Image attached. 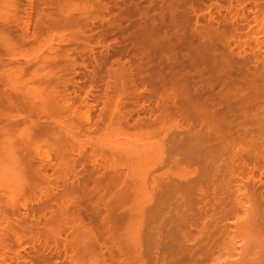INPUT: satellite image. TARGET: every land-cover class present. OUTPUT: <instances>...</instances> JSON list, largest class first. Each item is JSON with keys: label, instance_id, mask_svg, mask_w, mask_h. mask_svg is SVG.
Masks as SVG:
<instances>
[{"label": "bare ground", "instance_id": "6f19581e", "mask_svg": "<svg viewBox=\"0 0 264 264\" xmlns=\"http://www.w3.org/2000/svg\"><path fill=\"white\" fill-rule=\"evenodd\" d=\"M20 1L22 2L23 0ZM43 1L42 3L45 2ZM55 1H49V5L47 4V2L44 4L41 3L43 7H45V9L46 7L48 9V6H51L52 10L51 8H49L51 11H48L46 9L47 12L43 10L44 8L41 7V4H38L39 2H36L38 6H40L39 9L43 8L42 13H38L36 16H34L36 14L35 11V13L31 14L34 15L31 16L29 12H26L27 15L26 13H24V15L26 16L24 18L20 17L17 12V17L16 14H14L15 12H9V7L10 9H13L17 5L15 2L13 3H15L16 5L13 4L14 6H12L11 3V7L10 2L12 1L0 0V264H27L29 262V259L31 258L30 256L28 262L24 261L25 259L21 261L19 260L20 262L18 261L19 258L16 255L19 250L17 252V249H14L13 251L15 252H12V241H15L14 243H16V245H19V247L21 248L24 247V245H29L33 248L32 251L34 250L35 255L33 254L34 257L32 255L31 263L29 262L28 264H54L53 257H51L49 253L50 246H55L57 244L59 246L60 243L62 244L61 248L65 254L63 257L64 262L68 264H75V260L77 259L76 253L79 252L81 253V255L84 253L83 255H85V253L87 252L94 251H96V253L99 252L98 255L101 254L102 258H100V256L99 258L100 262L101 259L103 260L102 264H169L170 260L176 261V263H186V255H160L158 253V250H154L152 246H150L149 248H145L144 244L140 242L139 238L136 239L137 235H134L136 236L134 237L135 239H133V237H130V234H135L134 232L130 233V230H128L130 233L129 234L125 230L130 226L131 229L135 226V228H138L136 229V232L139 229H143L140 230V232L142 233V231L144 232V226L150 225L151 228H149L152 231L150 236L154 238V229L156 228L157 222L161 224L163 221H167L174 223L177 229L181 230L182 234L180 235H182L183 239L186 241V224L193 226V223H196V220L205 218V222L202 228L205 238L203 239L202 244L198 246V250L192 252L194 254H192L191 257L208 255L207 248L212 244V234L214 232L224 231V228L222 227V225H224L223 222L229 215L238 213V208L240 205H244L246 207V212H250V215H248L247 217L245 216L246 219L244 220L243 218L239 226L242 227V229L246 228L252 231H256L257 233H264V192L263 194L262 192H259L258 194L257 189L259 191L261 189H259L258 185L256 184H254L256 186V190L254 189L253 192L254 195L252 193L253 190L249 189L251 192L247 190L248 188L252 189L251 184L255 183L257 180L259 181L260 179H258L255 175L254 177H250L254 174L251 170L250 171L252 172V174L249 175V177L247 176L251 173L250 171V173H245V175L247 174V176L245 177H243L244 175H241V177L238 173L227 174L228 168H231V166L233 165L236 166L237 164H241L242 166V163H244L246 166L245 161L247 156L245 155L244 157V154H246L245 152H247L249 156L252 149H262V145L264 146V144L262 143L264 139L261 140V138H255L259 131L257 132V134L252 135V137L250 136L251 134H253V132H251L252 130H249L250 128H248L251 126V122L249 119L250 116L249 118H247L248 115L243 110V107L248 102V98H244L243 95L245 97L249 96L246 95L247 92H244L245 88L241 87L242 85L239 86L240 91L238 92L242 96H239L238 93L235 92L234 97V91H236L234 88L236 85L233 80H230L231 82L228 80L233 71V69L231 70V68L229 67L230 62L227 64V61L219 62L213 60L210 55L212 57L214 56V49L216 50L215 46L211 45L209 43V40V42H206L207 38L205 40V38L201 35L197 36V33V35L195 36L193 32V34L190 33V37L193 36L194 38L191 37L193 42H188L186 40V68L190 67L191 69H188L189 72L186 74L185 81L179 80L180 78L178 79V75L181 74H178V77L176 76V78L175 75H168L167 73L163 72L162 70H164V67L166 66H164L163 64L154 65L155 68H157V70L154 69L153 71L156 75L154 76V73L152 74L151 72L153 70V66L151 63H148L151 64L150 66L152 68L150 73L148 71L151 76L147 73L146 75L150 76V79L147 78L148 76L144 79L146 81L149 80L151 83H149V85H151V88L149 89L152 94H150V91L149 93H147L151 95V97H149L151 98V100L153 96V107L151 108L150 106V108H148V106L145 108V104H140V113L142 110L145 111V109V112H149H147V116L144 118L142 116V118H140V114L137 115L139 116L140 120L139 118H136L135 120L137 121H134L133 123V119H130L132 117L131 115L133 114L131 112L133 111H128L130 112L128 113L123 109L125 108V105H127L125 104V102L128 100L127 98L130 97V93L128 95L126 94V90L129 87L128 85H131L130 79L131 77L133 79V76L135 78L137 77L133 74V70L128 69L127 72H129V75L127 76L130 77L127 78V72L125 71L130 66H124V62H119L118 65H116V68L113 67V70L110 69L111 67H109L110 64H108V62H106L108 64V66H106L107 64H105V62L99 63L97 62L99 60L93 61L96 57H93L92 61L90 60V58V61L88 60L89 62H87V60L84 61L90 64H84L83 61L80 64L78 62L76 63V58L74 59L75 62H73L72 60V64L69 62L70 60L68 61V59H66L68 57L65 58V54H67V50H69L67 49V47V50H64L65 53H56L53 50L54 54L51 53L53 54V56L50 55L51 57H47L49 56V54L40 57L30 56L26 55V52H23L24 50L22 51V47L27 45L29 46V44H32V46L33 44H38V46L40 45V49H46L47 47L48 49L46 50L50 51L49 47L54 48L52 45V41L55 40V38L59 40L55 42H60V44L64 43V45L68 43V40H70L69 43H71V41H78L79 38L80 40L84 39L85 42H88H86V46H88L87 44L89 43L91 44L92 35H88L90 33L86 32L87 27H84L86 24L85 21H89H87L85 17V15L87 16L86 10L88 9L86 8L85 10L84 7L86 5L83 6L84 9L81 10H85V14L83 15L84 12L80 11L79 16V12L78 14L77 12H75L77 8H74L76 7L75 5L78 4L77 0V4H74V2H72L74 6L72 4L69 8H67V5L70 6L69 4L71 2H69V4H66L61 3L59 0ZM81 1L83 2V0ZM51 2L54 3L51 4ZM19 5L20 4H18L17 6ZM28 5L30 6V4ZM38 6H35L37 11ZM13 10H17L16 7ZM18 10L20 11V9ZM32 10H34V8ZM32 10L30 12H32ZM40 11L41 9L38 12ZM43 12L46 13L44 14ZM88 13L90 14V11ZM76 15L79 18L81 17V19L85 17V21L82 20L81 22V26L84 25L83 27L85 29L83 27H80L79 24L78 25L81 29H77V23L79 22V20L77 19L78 17ZM81 15H83L84 17H82ZM150 16L152 17V14ZM21 22L23 23L21 25H24V27L19 26ZM89 22L91 23V20ZM136 23L138 24V22ZM57 27L58 29H55ZM65 27H69V31L62 30V28L67 29ZM82 28L85 31L82 32ZM206 30L204 29L203 31ZM85 34H87L89 37H87ZM88 38L90 42L87 40ZM84 41L82 42V44H84ZM151 41H153L152 37ZM60 44L59 46H61ZM69 45L72 46V44ZM92 46L89 45L88 47L90 48ZM35 47L36 45L34 46V48L32 47L33 52H36V50H34ZM77 47L76 50H78V48L82 46H79L78 48ZM105 47L106 46H104V48ZM58 48L60 50L61 47ZM86 48L84 50H87ZM89 48L87 50V53L90 54V52L93 50L92 48ZM54 49L56 50V47ZM70 51L73 50L70 48ZM157 51L158 50H156V52ZM209 51L211 52L210 55ZM60 52H62V50ZM150 52L152 51H150L149 49V51H147L146 53ZM213 52L214 54H212ZM55 54H61V56L57 55V57ZM73 55L74 53L72 54V56ZM72 56L70 57V59L74 58V56ZM104 56H102L103 61H107L108 57L104 58ZM87 57H89V55ZM170 60H172V58ZM119 61L122 60L120 59ZM158 61L159 60H157V62L155 61V63H158ZM174 63H176V60ZM136 64L137 63H135V65ZM67 65L70 66L71 69L73 67H81L82 70L87 71L84 73H89V75H86L87 81L83 84L84 86H82L83 88H86L88 86L87 88L89 90L92 89V91L88 93V91L85 89L84 91H87L86 94H91V92L94 93L95 89L98 93L100 89L97 88V83L101 85L103 84V92H101L102 90L99 91L101 92L100 97L102 95V100L100 99V102L97 100L100 97L94 98L95 100L92 99L94 100V104H88V102L85 101V94L83 95L84 100L80 98L81 100H83L80 102V104L85 105L86 107L83 110V113L82 111H78V102L80 100V96L75 94V96L78 97L77 99L79 100L76 101V97L74 98L75 100H73V98L69 96L71 94H68V91L70 90L66 91L69 87L68 85L72 83L66 76L67 72H64L72 71ZM141 65L143 67L144 64ZM169 65L170 64H168V66ZM88 66H91V70H89ZM150 66L148 65L149 68ZM160 66L162 67L161 69ZM142 67L139 66L137 68L143 69ZM146 68L144 66V69ZM178 68L180 69L181 67L179 66ZM75 70L73 69V73L76 72ZM129 70L132 71V73ZM147 70L149 69H146V71ZM175 71L176 68L174 70V73ZM157 72L159 73V75ZM64 73L65 75H63ZM130 74H132L133 76ZM82 75L83 77H85L84 74ZM146 75H143V77H145ZM131 83V86H134L136 90L135 82L131 81ZM126 84L128 85L126 90H124ZM79 88L81 89L82 87L80 86ZM248 89L247 91L249 92ZM241 90L245 94H242ZM122 92H124L125 94H123ZM230 92L233 93L232 97H234L230 99V102L233 101V99L236 101L241 100V102L243 100L242 103L237 102L238 104L241 103L240 105L243 104L241 106V109L238 104L236 105V107H239L235 108L234 105V109L232 106L234 101L231 102V104L227 100L229 99V97H231ZM97 93L95 92V95ZM95 95L93 94V97ZM123 95L125 98L123 97ZM190 97H193V99L195 100L192 104H190V106L194 105L192 108H190V106H186L187 103H190L188 100H192ZM145 98H147L145 100H149L148 97ZM124 99L127 100L125 101ZM136 99H134L133 102ZM225 99L228 102L225 101ZM236 101L234 102L235 104ZM98 103H101L100 107H97ZM225 103L228 104L230 108H228ZM252 103H255L254 100ZM142 105L143 107H141ZM222 106L224 107L223 109ZM237 109L243 110V112L235 113ZM135 111L136 110H134V112ZM258 111L260 110L258 109ZM262 111V117H260V114L258 115L255 112L259 116V118H264V110ZM136 112L137 114L139 113L138 109ZM241 115L242 118L240 117ZM129 121H131V123L127 125ZM86 124L87 126L85 127L84 125ZM131 124L132 127H134L135 131L138 130V133L140 135L142 132L141 137L145 139V141L143 140V144L140 145L139 143L138 145V143H131L133 148H130L131 145L125 143L124 147L122 146L123 148L116 149V147L118 146H112L111 148V145H108L106 143V141L109 142V139L112 136L113 138L114 136H117L118 138L125 137L126 130ZM186 124H190V126L188 125L187 128ZM224 125L226 126V128H229L232 131L234 130L233 132H235V134L238 136V139H243L241 143L250 139V142L247 141V144L250 145L248 149L245 144L246 142L244 143V145L242 144L246 147L244 148L239 141L241 147L236 149L237 153L232 155L233 158H229L230 161L225 164V166L218 161L212 160V162L211 160H209V158L213 155L217 156L223 151L228 150L229 146L232 143L231 141L228 144L229 141L226 140L222 133V128ZM132 127L130 126L131 129ZM130 128L128 129V131L130 130ZM234 128L236 129V131ZM260 129L261 128H259V130ZM186 130L188 131V134L189 132H196L195 135H198V140H194L198 141L200 147L202 146L205 150L204 157L202 156V158L198 159V156L197 159L195 158L196 161H189V166L186 165V155L178 156L179 158H174L175 156L171 158L172 156L169 155L170 148H173L176 142L179 141V137L186 136ZM133 131L130 132L133 133ZM189 136L190 135H188V137ZM252 139L254 140V142L255 140H257V142H252ZM259 139L261 140V145L259 144L260 146L256 144L260 142H258ZM181 140L180 141L183 143L185 139ZM248 142L251 144H249ZM171 143L174 144L171 145ZM194 143L195 145H197V142L194 141L193 144ZM126 145H128V149L130 148L129 151L128 149H125ZM137 145L139 146V148H141V150H139ZM249 148L252 149L249 150ZM132 149L134 152L132 151ZM125 150L128 152V154H126ZM258 150L256 149V151ZM151 151L156 154V158L154 157L152 159L150 157L152 156ZM263 151L264 147L262 153ZM262 153H260V155ZM257 154L256 156H259L260 158L259 152ZM124 155L127 157L128 162L125 161L127 164L123 162L122 165L118 159L121 158L122 160L123 157L124 160L126 158ZM111 156H114L113 159H117H110L112 158ZM188 157L189 156H187V159ZM262 157L264 158V156ZM259 158L257 157V159ZM167 166L176 167L177 172L175 174H173V172H159V170H163ZM238 167L240 168V166ZM256 167L257 166H255V168ZM260 168L258 169V171L260 170L261 173L262 171ZM186 171L192 175L191 178L186 179ZM156 172L159 173L156 174ZM263 172L261 174H263ZM248 180H250L251 184L248 183ZM229 183H235L234 186L237 185V189L235 187L234 190H237V197L238 195H240L238 198H236V195L232 194H235L233 190L230 193L228 189L230 188L228 187ZM222 187L224 193L226 189L227 191H229V193H225L226 196L227 194L231 195L230 198L229 195L227 196V198H229L231 201L232 199L236 200L232 202L229 200V204H233L232 206H229V204L227 203L229 201L227 199L225 200L224 197L226 196L222 194ZM216 189H220V192ZM231 189L232 188H230V190ZM246 190L250 193L242 196L241 194L246 193ZM214 191L215 194H219V196L212 195L214 194ZM220 193L223 196L222 198L220 197ZM248 195H251V197H249ZM244 196H246V198L248 197V199L245 200ZM225 201L228 206L225 205ZM100 204H102V206H100ZM234 204H239V206H234ZM99 206L101 208H99ZM93 207L94 210H92ZM166 208L169 211H167L168 213H166L167 215L165 214V216L163 214ZM89 209L93 214L95 212V214L97 215H93V222L95 219L97 221V225L99 226L97 233H95L92 227H86L84 226L86 224H82L84 221V216L89 215ZM91 212L90 215L92 214ZM95 216L98 217V219L95 218ZM165 223L162 225L165 226ZM123 225H128L127 228L126 226L124 227L125 230L122 229ZM79 226L81 227V229ZM78 229L80 230L78 231ZM121 229L129 234V237L132 240H123L121 238L122 235L121 237L119 236V234L123 232L122 231L120 233ZM63 230L67 232L68 236H63V240H60ZM133 230L135 231V229ZM198 230L200 232V229ZM77 231L79 233H83H80V235L78 234V237ZM186 246L188 247V245ZM245 247L246 248L238 254L237 262L231 264H264V241L248 243L245 245ZM23 249L24 248H22L21 250ZM8 252H10V255H7ZM104 253L107 254L106 257ZM72 256L76 258H74V262L72 260ZM76 264L78 263L76 262Z\"/></svg>", "mask_w": 264, "mask_h": 264}, {"label": "rangeland", "instance_id": "374dc122", "mask_svg": "<svg viewBox=\"0 0 264 264\" xmlns=\"http://www.w3.org/2000/svg\"><path fill=\"white\" fill-rule=\"evenodd\" d=\"M9 1H12V2H10V6H11V3H12V6H14L13 4H20L19 6H17L16 4V9L18 10V9H20V11H22V12H20L19 10V12L17 11V10H13V9H15V7L12 9H10V7H9V12H11V11H13L12 13H14V14H16V12H17V14H19L20 15V17H26L25 15H24V13H30V15L32 14V13H35V11H36V14L34 15V16H36L38 13H42V9L44 10V11H46V9H47V7H46V9H45V7H43V5L42 4H44V3H46L47 2V4L49 5V1H55V0H41V1H39V0H26V2H25V0H23L22 2L20 1V0H18V2H17V0L15 1V0H9ZM42 1L44 2V3H42ZM61 3H66V4H69V2H71L69 5L70 6H68L67 5V8H69V7H71V5L73 4L72 2H74V4H77L76 3V0L74 1H71V0H59ZM85 1H86V4H85ZM97 1V2H96ZM257 1V2H256ZM13 2H15V3H13ZM32 2V3H31ZM40 5L41 3V7H43V8H40L41 9V11L40 12H38L40 9H39V7L40 6H38V4ZM56 2V1H55ZM68 2V3H67ZM77 2H78V4L77 5H75L76 7H74V8H77V10H75V12H77V14H78V12H79V16H80V11L81 10H83L84 8H85V10H86V8H88L86 11H87V16L85 15V17H86V20L88 21H90L91 20V23L88 21V22H86L85 20H84V14H85V10L84 11H81V12H84L83 13V15H81L82 17H84V18H82L81 19V17L79 18L77 15V19L79 20V22L77 23V25L79 24L80 25V27H83L84 25H82L81 26V22H82V20H84L85 21V23L86 24H88V25H86L85 23V26L84 27H87L86 29V32H88V33H90V34H88V35H92V38H91V36H90V38H91V44L89 43V44H87L88 46L90 45V46H92V47H90V48H92V50L93 51H89L90 52V54H91V56H92V58H91V56H90V54L89 53H87V50H88V46H86V42L84 41V39H81L80 40V38L78 39V41L76 40V41H71V43H69V41L70 40H68L67 42L68 43H66V45H64V43L63 44H60V42H55V41H59V40H57V38H55V40H53L52 41V45H53V47L55 48L56 47V50H58V51H56L54 48H52V47H49L50 48V51H48V50H46V49H48L47 47H46V49H40V45L38 46V44H33V46H32V44H29V46L27 47V46H23L22 47V51L26 54V55H30V56H37V57H40V56H43V55H48L49 54V56H47V57H51V56H53V54H54V52H56V53H65V51L67 50V49H69V50H67V54H65V58L66 57H68V58H66V59H68V61L70 62V63H72V60H73V62H75L74 61V59L76 58V63L78 62L79 64L83 61V63L84 64H86L87 62H89L90 60L92 61V59H93V57H96V58H94V60L93 61H96V60H99V61H97V62H99V63H104L105 62V64H107L106 62H108V64H110V66L109 67H111L110 69H113V67L114 68H116V65H118V63L120 62V63H122V62H124L125 64H123L124 66H126V67H128V66H130V67H128L127 69H126V71L125 72H127V70L128 69H130V70H133L134 72H133V74L138 78H135L132 74H130V75H132L133 76V79H132V77H131V81L132 82H135V86H136V90H135V87L133 88L131 85H132V83H131V81H130V84L131 85H128L129 84V81H128V84H126V87L124 88V90H126V88H127V85L129 86L128 88H127V90H126V94L128 95L129 93V98H127L128 100H131V101H128L127 99H124L126 102H125V104H127V105H125V108L123 109L124 111H126V112H128V111H133V112H131V113H133L131 116V118L130 119H133V123H134V121H137V120H135L136 118L138 119L139 118V116H140V118H144V117H146L147 116V112H149V111H147V112H145L146 111V109H145V111H141V113H140V111H139V109H140V104H145L144 105V107L146 108V107H148V108H150V106H151V108L153 107V104H152V100L154 101V99H153V96H152V100H151V98H149V97H151V95L150 94H152V92L150 91V89L149 88H151V85H149V83H150V81L149 80H145L144 78H146L148 75H150L151 76V74H149L150 73V71L152 70V68H151V64H152V66H153V70L151 71L152 72V74L154 73V76H156L155 75V72H153L154 71V69H156L157 70V68H155V66L154 65H158V64H163L165 67H164V70H162L163 72H165V73H167L168 75L169 74H171V75H175V77L178 75V74H181V75H178L177 77H178V79L179 80H181V81H185V78H186V74L189 72L188 71V69L190 68V67H188V68H186V42L188 41V42H193L192 41V38H194L193 36H191L190 37V33L191 34H193L194 33V36L195 35H197V36H199V35H201L202 37H204L205 38V40H206V38H207V40H206V42H209L211 45H213V46H215V48H216V50L214 49V52H215V54H214V52L212 53V54H214V56L212 57L211 55H210V51H209V55H210V57L211 58H213V60H216V61H223V62H226L227 61V64L229 63V67L231 68V70L233 69V71H232V77L230 76V78L228 79L229 81L231 80H233V82L235 83V90L236 91H234V97H235V92H239L240 90H239V86L240 85H242L241 87H244L245 88V90L244 89H242V90H244V92L246 93V95H248L249 97H245L244 95H243V97L244 98H248V102L245 104V106L243 107L244 109V112H246L247 113V115H248V117L247 118H249V116H250V122H251V126L250 127H248V128H250L249 130H252L251 132H253V134H251L250 136L252 137V135H254V134H257V132H258V134H257V136H255V138L256 139H258V138H261V140H263L264 139V118H259V114L261 115L260 117H262V115H263V111L262 110H264V96H263V94H264V91H262V90H264V0H83V2L81 1V0H77ZM90 2H92V3H90ZM96 2V3H95ZM33 3H34V6H33ZM52 3H54V2H51V4ZM80 3V4H79ZM84 5H83V4ZM191 3V4H190ZM22 4V5H21ZM28 4H30V6L28 5ZM74 4H73V6H74ZM87 4H89V5H87ZM94 6H93V5ZM95 4H96V6H95ZM38 6L37 8H38V11H37V9H36V7L35 6ZM47 5V6H48ZM86 5V6H85ZM98 5V6H97ZM11 6V7H12ZM79 8H78V7ZM83 6H85L84 8H83ZM88 6V7H87ZM19 7V8H18ZM49 8H51V6H48ZM95 7V8H94ZM34 8V10H32ZM47 9L48 11L50 10V9ZM82 8V9H81ZM94 8V9H93ZM30 9V10H29ZM36 9V10H35ZM90 9V10H89ZM166 9V10H165ZM32 10V12H30ZM51 10H52V8H51ZM50 10V11H51ZM79 10V11H78ZM34 11V12H33ZM90 11V14L88 13ZM92 11V12H91ZM161 11H162V14H161ZM47 12V11H46ZM46 12H43L44 14L46 13ZM21 13V14H20ZM27 13H26V15H27ZM93 13V14H92ZM188 13V14H187ZM263 13V14H262ZM17 14H16V17H17ZM76 14V13H75ZM95 14V15H94ZM147 14V15H146ZM152 14V17L150 16ZM171 14V15H170ZM173 14V15H172ZM19 15H18V17H19ZM24 15V16H23ZM33 15H31V16H33ZM90 15V16H89ZM93 15V16H92ZM159 15H161V16H159ZM147 16V17H146ZM164 16V17H163ZM89 17V18H88ZM121 17V18H120ZM145 17V18H144ZM155 19H154V18ZM166 17V18H165ZM244 17V18H243ZM24 18H23V20H24ZM91 18H93V19H91ZM124 18V19H123ZM171 18V19H170ZM210 18V19H209ZM20 19H22V18H20ZM80 19H81V21H80ZM119 19V20H118ZM121 19V20H120ZM161 19V20H160ZM169 19V20H168ZM241 19H243V20H241ZM154 22H152V21ZM156 20V21H155ZM83 21V22H84ZM116 21V22H115ZM148 21V22H147ZM189 21V22H188ZM200 21V22H199ZM236 21V22H235ZM118 22V23H117ZM120 22V23H119ZM136 22H138V24L136 23ZM156 22V23H155ZM158 22V23H157ZM135 23V24H134ZM167 23V24H166ZM177 23H178V25H177ZM217 23V24H216ZM21 24H23L22 22L19 24V26L20 27H24V25H21ZM83 24V23H82ZM155 24V25H154ZM158 24H160V25H158ZM174 24V25H173ZM240 24V25H239ZM79 25H78V27H77V29L78 28H80L79 27ZM136 25V26H135ZM147 25V26H146ZM156 25H157V27H156ZM181 25V26H180ZM151 26V27H150ZM154 28H153V27ZM162 26V27H161ZM199 26V27H198ZM212 26V27H211ZM75 27V28H76ZM83 27V28H84ZM164 27V28H163ZM172 27V28H171ZM200 27H202V28H200ZM216 27V28H215ZM65 28H67V29H63L62 28V30H68V28L69 27H65ZM82 28V29H83ZM88 28H90V29H88ZM150 28V29H149ZM184 28V29H183ZM200 28V29H199ZM209 28H211V29H209ZM55 29H58V27L57 28H55ZM81 29V28H80ZM85 29V28H84ZM82 30V32L83 31H85V30ZM92 29V30H91ZM166 29V30H165ZM178 29V30H177ZM206 30V31H203V30ZM79 30V29H78ZM89 30V31H88ZM137 30V31H136ZM188 30V31H187ZM210 30V31H209ZM69 31V30H68ZM163 31V32H162ZM178 31V32H177ZM135 32V33H134ZM138 32V33H137ZM180 32V33H179ZM185 32H186V34H188L189 35V37H188V35H186L185 34ZM193 32V33H192ZM199 32V33H198ZM204 33V35H203V33ZM85 33V32H84ZM133 33V34H132ZM162 33V34H161ZM197 33V34H196ZM222 33V34H221ZM132 34V35H131ZM134 34H137V35H134ZM161 34V35H160ZM181 34H182V36H181ZM87 37H89L87 34H85ZM97 35V36H96ZM176 35V36H175ZM154 36V37H153ZM159 36V37H158ZM163 36V37H162ZM206 36V37H205ZM68 37V36H67ZM98 37V38H97ZM137 37V38H136ZM151 37H152V39H153V41H154V43H153V41H151ZM172 37V38H171ZM187 37V38H186ZM85 38V37H84ZM97 38V39H96ZM154 38H156V39H158V40H156V39H154ZM183 38V39H182ZM190 38V39H189ZM179 39V40H178ZM220 41H219V40ZM80 40V41H79ZM84 41V44H82V42ZM89 42H90V40H89V38L87 39ZM137 40V41H136ZM182 40V41H181ZM187 40V41H186ZM191 40V41H190ZM209 40V41H208ZM82 41V42H81ZM95 41V42H94ZM157 41V42H156ZM160 43H159V42ZM54 42V43H53ZM75 42V43H74ZM82 44H80V43ZM93 42V43H92ZM98 42V43H97ZM151 42V43H150ZM176 42V43H175ZM88 43V42H87ZM97 43V44H96ZM101 43V44H100ZM155 43H156V45H155ZM181 43V44H180ZM219 43V44H218ZM229 45H228V44ZM59 44L61 45V46H59ZM69 44H72V46L71 45H69ZM100 44V45H99ZM170 44V45H169ZM173 44V45H172ZM175 44V45H174ZM36 45V47H35V49L34 50H36V52L34 51L33 52V48H34V46ZM55 45V46H54ZM57 45V46H56ZM98 45V46H97ZM157 45H159V46H157ZM165 45V46H164ZM168 45V46H167ZM30 46H31V48H30ZM75 46V47H74ZM79 46H82V47H78ZM94 46H96V47H94ZM104 46H106L105 48H104ZM109 46V47H108ZM161 46V47H160ZM33 47V48H32ZM39 47V48H38ZM58 47H61L60 48V50H59V48ZM66 47H67V49H66ZM76 47L78 48V50H76ZM83 47H87L86 49L87 50H84L85 48H83ZM155 47V48H154ZM171 47V48H170ZM27 48V49H26ZM64 48V49H63ZM70 48L73 50V51H70ZM89 48V49H90ZM109 48V49H108ZM30 49V50H29ZM40 49V50H39ZM76 51H75V50ZM81 49V50H80ZM102 49V50H101ZM108 49V50H107ZM149 49H150V51H152V52H150V53H146L147 51H149ZM165 49V50H164ZM26 50V51H25ZM28 50H29V52H28ZM51 50H52V52H51ZM53 50H54V52H53ZM62 50V52H60ZM65 50V51H64ZM99 50H100V52H99ZM156 50H158L157 52H156ZM164 50V51H163ZM212 50V49H211ZM21 51V52H22ZM38 51V52H37ZM40 51V52H39ZM83 51V52H82ZM102 51V52H101ZM107 51V52H106ZM177 51V52H176ZM213 51V50H212ZM217 51V52H216ZM22 52V53H23ZM28 52V53H27ZM70 52V53H69ZM85 52V53H84ZM156 52V53H155ZM51 53H53V54H51ZM74 53V58H72V59H70V57L72 56V54ZM77 53V54H76ZM80 53V54H79ZM122 53V54H121ZM154 53V54H153ZM184 53V54H183ZM216 53H218V54H216ZM21 54V53H20ZM76 54V55H75ZM101 54V55H100ZM118 54H119V56H118ZM150 55V56H148V55ZM163 54V55H162ZM179 54V55H178ZM51 55V56H50ZM56 55V54H55ZM54 55V56H55ZM57 55H60L61 56V54H57ZM56 55V56H57ZM71 55V56H70ZM78 55V56H77ZM85 57H84V56ZM89 55V57H87V56ZM105 55V56H104ZM152 55V56H151ZM24 56V55H23ZM29 56V57H30ZM72 56V57H73ZM76 56V57H75ZM102 56H104V58L106 57H108V59H107V61L105 60V61H103V59H102ZM170 56V57H169ZM241 56V57H240ZM46 57V56H45ZM58 57V56H57ZM81 57V58H80ZM98 57V58H97ZM113 57V58H112ZM154 57V58H153ZM179 57V58H178ZM89 58H90V60H89ZM132 58V59H131ZM135 58V59H134ZM151 58V59H150ZM159 58V59H158ZM164 58H166V59H164ZM172 58V60H170ZM184 58V59H183ZM102 59V60H101ZM114 59V60H113ZM122 60V61H119V60ZM176 60V63H174L175 62V60ZM81 60V61H80ZM87 60V62H84V61H86ZM89 60V61H88ZM148 60V61H147ZM149 60H151V61H149ZM152 60H154V61H152ZM157 60H159L158 61V63H155V61L157 62ZM164 62H163V61ZM179 60V61H178ZM229 60V61H228ZM67 61V60H66ZM101 61V62H100ZM103 61V62H102ZM110 61V62H109ZM115 61V62H114ZM143 61V62H142ZM170 63H169V62ZM112 62H113V64H112ZM117 62V63H116ZM134 62V63H133ZM142 62V63H141ZM159 62H161V63H159ZM177 62H178V64H177ZM98 63V64H99ZM132 63V64H131ZM135 63H137L136 65H135ZM148 63H151V64H148ZM73 64V63H72ZM87 64H90V63H87ZM93 64H94V62H93ZM108 64L106 65V66H108ZM115 64V65H114ZM138 64H140V65H138ZM141 64H144L143 65V67H142V65ZM168 64H172L171 66L173 67H171L170 65V67H171V69L173 70H175V68H176V71H175V73H174V70L172 71L171 69H170V67L168 66ZM175 64V65H174ZM178 66H177V65ZM68 65H70V64H68ZM67 65V66H68ZM148 65L150 66V68L148 67ZM30 66H32V65H30ZM66 66V67H67ZM121 66V65H120ZM124 66H122V67H124ZM131 66H133V67H131ZM142 67L143 69H144V66H145V68L146 67H148V68H146V69H149V70H147L146 71V69H140V68H137V67ZM176 66V67H175ZM181 67L180 69L178 68V67ZM69 67V69H71V67L70 66H68ZM67 67V68H68ZM159 67V66H158ZM249 67V68H248ZM66 68V69H67ZM80 70H79V69ZM88 68H89V70H91V66L89 67L88 66ZM117 68H118V66H117ZM133 68V69H132ZM162 67L160 66V69H161ZM179 69V71H178V69ZM68 69V70H69ZM73 69L76 71L75 73H73L74 71H73ZM191 69V68H190ZM240 69V70H239ZM242 69H244V70H242ZM72 71H64V72H67L66 73V76L70 79V82H72L71 84H69L66 88H67V90L66 91H68V90H70V91H68V94H71V95H69V96H71L72 98H73V100H75L74 98L76 97L75 96V94H77L78 96H80L79 97V99L81 98V99H83V95L85 94V95H88V96H85L84 95V97H86V98H84L85 99V101H87L88 102V104H91V103H93L94 104V98H99L100 97V94H101V92H103V88L104 87H102L103 86V84L101 85V84H98L97 83V88L98 89H100V90H102L101 92H99L98 91V93H97V91H96V89H95V92L97 93L96 95H99V96H96L95 95V92L94 93H92L91 92V94H86L87 93V91H88V93H90V91H92V89H88L87 87L85 88H83V84L87 81V77H86V75L88 74L89 75V73H84V72H87V71H85V70H82L81 69V67H73L72 69H71ZM82 70V71H81ZM88 70V69H87ZM114 70V69H113ZM124 70H125V68H124ZM129 70V71H130ZM138 70V71H137ZM170 70V71H169ZM235 70V71H234ZM112 71V70H111ZM110 71V72H111ZM140 71V72H139ZM148 71H149V73H148ZM183 71V72H182ZM191 71V70H190ZM240 71V72H239ZM242 71V72H241ZM72 72V73H71ZM131 73H132V71H130ZM142 72V73H141ZM161 72V71H160ZM169 72V73H168ZM172 72V73H171ZM179 72V73H178ZM236 72V73H235ZM63 73V72H62ZM112 73V72H111ZM129 72H127V74H126V76L127 75H129L128 74ZM136 73V74H135ZM148 73V75H146ZM158 73V72H157ZM174 73V74H173ZM82 74H84L85 75V77H83V75ZM162 74V73H161ZM63 75H65V73L63 74ZM140 75H142V76H140ZM143 75H146L145 77H143ZM158 75H159V73H158ZM184 75V76H183ZM236 75V76H235ZM150 76H148L147 78L148 79H150L149 77ZM240 76V77H239ZM65 77V76H64ZM67 77H65V78H67ZM71 77V78H70ZM83 77V78H82ZM128 77H130V76H127V78ZM143 77V78H142ZM176 77V78H177ZM238 77V78H237ZM241 77H243V78H241ZM67 78V79H68ZM175 78V79H176ZM135 79V80H134ZM244 80V81H243ZM137 81V82H136ZM141 81H143V82H141ZM230 81V82H231ZM76 82V83H75ZM239 82V83H238ZM125 83H126V81H125ZM87 84V83H86ZM134 84V83H133ZM139 84V85H138ZM151 84V83H150ZM77 85V86H76ZM83 88H79L80 86ZM83 85V86H82ZM86 86V85H85ZM125 86V85H124ZM131 86V87H130ZM138 86V87H137ZM142 86H144V87H142ZM241 87H240V89H241ZM262 87V88H261ZM79 90H78V89ZM249 88V89H248ZM259 88V89H258ZM261 88V89H260ZM74 89V90H73ZM87 90V91H84V90ZM130 89V90H129ZM131 89H133V90H131ZM237 89H238V91H237ZM247 89L249 90V92L247 91ZM256 89H257V91H256ZM140 90H142V91H140ZM241 90V92H242V94L244 93L243 91ZM259 90V91H258ZM93 91H94V89H93ZM129 91H131V92H129ZM133 91H135V92H133ZM140 91V92H139ZM145 91V92H144ZM149 91L151 92L150 94H148L149 93ZM254 91V92H253ZM262 91V92H261ZM70 92V93H69ZM76 92V93H75ZM82 92V93H81ZM133 92V93H132ZM136 92H137V94H136ZM148 92V93H147ZM123 94H125L124 92H122ZM133 95H132V94ZM237 93H236V95H237ZM244 93V94H245ZM93 94L96 96H94L93 97ZM140 94V95H139ZM148 94V95H147ZM74 97H73V96ZM126 95V96H127ZM135 95H136V97H135ZM147 95V96H146ZM150 95V96H149ZM229 95V94H228ZM238 95L239 96H242V95H240V93H238ZM230 96L231 97H229V99H227L229 102H230V99L231 98H234V97H232L233 96V93L232 92H230ZM239 96H238V98H239ZM252 96V97H251ZM93 97V98H92ZM101 97H102V95H101ZM99 98V99H97L99 102L102 100V98ZM123 97H124V95H123ZM128 97V96H127ZM145 97H148L149 98V100L147 101V100H145V99H147V98H145ZM228 97V96H227ZM262 97V98H261ZM71 98V99H72ZM78 97H76V101H78L79 99H77ZM90 98V99H89ZM125 98V97H124ZM137 98V99H136ZM142 98H144V99H142ZM191 98V97H190ZM79 100V104H78V111L79 112H81L82 111V113L84 112L83 110L86 108L85 107V105H81L80 104V102L81 101H83V100ZM92 99H94V100H92ZM101 99V100H100ZM134 99H136L134 102H133V100ZM141 99V100H140ZM192 100H188L190 103H187L186 104V106H190V104H192L195 100L193 99V97L191 98ZM245 99V100H246ZM142 100H143V102H142ZM151 100V101H150ZM226 99H225V101H227ZM252 100V101H251ZM253 100H254V102L255 103H252L253 102ZM256 100V101H255ZM93 101V102H92ZM139 101H140V103H139ZM147 102V104H146V102ZM227 101V102H228ZM233 101L235 102L236 100H234L233 99ZM233 101H231V102H233ZM247 101V100H246ZM86 102V103H87ZM226 102V103H227ZM230 102V103H231ZM233 102V108H234V105H235V108H238L239 106H240V109L242 108L241 106L243 105H240L242 102H243V100H242V102H241V100L240 101H236V104ZM237 102H241L240 104H238ZM154 103V102H153ZM225 103V105H227L228 106V104H226ZM229 103V104H230ZM150 104V105H149ZM155 104V103H154ZM232 104V103H231ZM230 104V105H231ZM239 105L238 107H236V105ZM80 105V106H79ZM101 106V103L99 104H97V107H100ZM139 106V107H138ZM194 106V105H193ZM193 106H190V108H192ZM231 106V107H232ZM255 106H256V108H257V110H256V108H255ZM138 107V108H137ZM141 107H143V105L141 106ZM126 108H128V109H126ZM130 108V109H129ZM224 107L222 106V109H223ZM228 108H230V106H228ZM234 108V109H235ZM255 108V109H254ZM97 109H99V108H97ZM132 109V110H131ZM136 110L137 111V109H138V114H137V112L135 111L134 112V110ZM233 109V110H234ZM258 109L260 110V111H258ZM262 109V110H261ZM243 110H238L237 109V111L235 112V113H241V112H243ZM231 111H232V108H231ZM250 111H252V112H250ZM257 111H258V113H257ZM130 112H128V113H130ZM253 112H254V115H253ZM258 114H256V113ZM260 112V113H259ZM140 114V115H139ZM149 114V113H148ZM137 115H139V116H137ZM142 116V117H141ZM258 116V117H257ZM241 118H242V115L240 116ZM264 117V116H263ZM140 118H139V120H140ZM247 118H246V120H247ZM129 119V120H130ZM262 119V120H261ZM249 122V123H250ZM129 123H131V121H129L128 123H127V125L129 124ZM248 123V124H249ZM189 126H190V124H188ZM188 125L186 124V126H187V128H188ZM85 127L87 126V124L86 125H84ZM131 127H132V124L130 125ZM130 126H129V128H130ZM247 126H249V125H247ZM126 128H127V126H126ZM128 128V129H129ZM259 128H261L260 130H259ZM128 129L126 130V136L125 137H120V138H118L117 136L115 137L114 136V138H113V136L112 137H110V139H111V141H110V139H109V142H107L106 141V143L108 144V145H111V148H112V146H118V147H116V149L117 148H123L124 147V144L125 143H127L128 145H131V143H134V144H137L138 143V145H139V143H140V145L141 144H143L144 143V141H145V139H143L142 137H141V135H142V132H141V135L138 133V130L137 131H135L134 130V127H132V129L134 130H132L131 128H130V130L128 131ZM233 129V128H232ZM235 129V128H234ZM133 131V133H131V132ZM187 131V130H186ZM234 131V130H233ZM232 130H230L229 128H226V126L224 125L223 126V128H222V133H223V135H224V137L226 138V140H228L229 142H228V144L232 141V143H231V145L229 146V149L228 150H226V151H223L222 153H220L219 155H213L212 157H210L209 158V160H213V161H218L219 163H221V164H223L224 166H225V164H227L229 161H230V159L229 158H233V154H235V153H237L236 152V149H238L239 147H241V145L243 144L244 145V143L246 144V146H247V149H248V147L250 146V145H248L247 144V141H249L250 142V139H248L247 141H244L243 143H241V141L243 140H240L241 138H239L238 139V136L235 134V132H233ZM235 131H236V129H235ZM130 132V133H129ZM137 134H139V135H137ZM194 132V131H193ZM193 132H189V134H188V131L186 132V136H180L179 137V141L178 142H176V144L173 146V148L171 147L170 148V151H169V155L170 156H172L171 158H173L174 156V158H177L178 156H183V155H186L185 157H186V165H188L189 166V161H191V162H193V161H196V159L198 158V156H199V158L198 159H200V158H202V156L204 157V152H205V150H204V148L201 146L200 147V144H199V142L198 141H196V140H198V135L196 134L195 135V133L196 132H194V134H193ZM190 135L189 137H188V135ZM144 135V134H143ZM260 136V137H259ZM247 137H249V136H247ZM247 137H246V139H247ZM250 137V138H251ZM122 138V139H121ZM193 138V139H192ZM254 138V139H255ZM181 139H185L184 140V142L182 143L181 141H183V140H181ZM194 139H196V140H194ZM245 139V138H244ZM245 139V140H246ZM144 140V141H143ZM181 140V141H180ZM253 140V139H252ZM251 140V141H252ZM261 140L259 139L258 140V142L259 143H256V144H260L261 143ZM120 142V143H117V142ZM189 141V142H188ZM192 141V142H191ZM197 142L196 144L197 145H195V143L193 144V142ZM239 141H240V143H241V145H240V143H239ZM191 142V143H190ZM248 142V143H249ZM252 142H254V140L252 141ZM255 142H257V140H255ZM254 142V143H255ZM111 143V144H110ZM118 145H117V144ZM180 143H182V144H180ZM187 143V144H186ZM262 143L264 144V140L262 141ZM172 144H174V143H171V145ZM185 144V145H184ZM191 144V145H190ZM198 144H199V146H198ZM249 144H251V143H249ZM128 145H126V148L125 149H128L127 147H128ZM137 145V146H138ZM188 145V146H187ZM242 145V146H243ZM261 145V144H260ZM259 145V146H260ZM123 146V147H122ZM194 146V147H193ZM110 147V146H109ZM132 147V145L130 146V148ZM136 147V146H135ZM134 147V148H135ZM141 147V146H140ZM142 147H143V145H142ZM244 148H246L245 146H243ZM252 147V146H251ZM263 145H262V149H259V148H255V149H252V148H249V150H253V152H252V150L250 151L251 153H250V155L248 156V154H247V152H245L246 154H244V157H245V155L247 156L246 157V166H245V164L244 163H242V162H240V163H242V166H241V164H237L238 166H240V168L236 165V166H231V168L229 167L228 168V173L227 174H235V173H238V174H240V176L242 175H244L243 177H245V176H247V174L245 175V173H247V172H249L250 170L251 171H253V176L251 175L252 174V172L250 173V174H248V176L247 177H249V175H251L250 177H254V175L258 178V179H260L259 181L257 180V178H256V182L255 183H250V180H248L249 182L248 183H250L251 185H252V189L251 188H248L247 190H253L252 191V193L254 192V189L256 190V186L254 185V184H256V185H258V188L259 189H261V190H263V191H259L258 189H257V193L259 194V192H262V194H263V192H264V160H262V159H264L262 156H264V151H263V153H262V150H263ZM129 148V149H130ZM133 148V147H132ZM138 148H139V146H138ZM129 149H128V151H129ZM136 149V148H135ZM174 149V150H173ZM246 149V150H247ZM256 149L258 150V151H256ZM138 150V149H137ZM139 150H141V148H139ZM138 150V151H139ZM248 150V151H249ZM132 151H133V149H132ZM125 152H126V154H128V152L125 150ZM131 152V151H130ZM130 152H129V154H130ZM134 152V151H133ZM152 152V151H151ZM174 152V153H173ZM186 154H185V153ZM259 152V155H260V153H262L261 155H260V158H259V156H256V154ZM174 155H173V154ZM178 153V154H177ZM188 153V154H187ZM190 153V154H189ZM195 153V154H194ZM200 153V154H199ZM113 154V153H112ZM152 156H150L152 159L155 157V153H153L152 152V154H151ZM168 155V156H169ZM177 155V156H176ZM258 155V154H257ZM125 156V155H124ZM187 156H189L188 157V159H187ZM222 156V157H221ZM243 156V155H242ZM112 158H110V157H108V158H110V159H113V157L114 156H111ZM126 157V156H125ZM124 157V158H125ZM150 157H148V158H150ZM257 157L259 158V159H257ZM156 158V157H155ZM179 158V157H178ZM196 158V159H195ZM221 158V159H220ZM115 160L117 159V158H114ZM113 159V160H114ZM151 159V160H152ZM195 159V160H194ZM214 159H216V160H214ZM220 161H219V160ZM119 160V162L122 164L123 162H125V161H127L128 162V160H127V157L123 160V157H122V160H121V158L120 159H118ZM150 160V161H151ZM242 160V159H241ZM147 161H148V159H147ZM212 161V162H213ZM225 161V162H224ZM117 162V161H116ZM189 162V163H188ZM120 163H118V164H120ZM239 163V162H238ZM125 164H127L126 162H125ZM124 164V165H125ZM236 164V163H235ZM244 164V165H243ZM123 165V164H122ZM171 165V164H170ZM255 166H257L256 168H255ZM168 167H170V166H167L166 168H164L163 170H159V172L160 173H162V172H167V173H171V172H173V174H175L176 172H177V168L176 167H170V168H168ZM187 167V166H186ZM244 169H243V168ZM261 167V168H260ZM261 169V171L263 172V174H261L260 173V170L258 171V169ZM176 170V171H175ZM159 172H156V174L157 173H159ZM173 174H168V175H173ZM191 174L189 173V172H187L186 171V179H189V178H191ZM241 176V177H242ZM250 179H254V178H250ZM245 180V179H244ZM262 181V182H261ZM251 182H252V180H251ZM236 183V182H235ZM235 183H232V184H228L229 186L228 187H230V188H232L231 190H230V188H228L229 189V191H230V193H231V191L233 190L234 192H235V194L234 193H232L233 195H236V191L234 190L235 189V187H236V189H237V185L236 186H234V184ZM260 183H263V184H259ZM237 184V183H236ZM254 185V186H253ZM253 187H255V188H253ZM222 190V194L224 195V196H226L225 195V193L227 192V193H229V191H227V189L225 190V193H224V191H223V187L221 188ZM217 190V189H216ZM220 190V189H219ZM219 190H217V191H219ZM241 190H243V189H241ZM247 190H246V193H243V194H241L242 196L243 195H247L248 193H250V192H247ZM216 191V192H217ZM220 192V191H219ZM214 194H212V195H216V196H219V194H215V191L213 192ZM220 193V197L222 198L223 196H222V194ZM252 193H251V195H252ZM261 194V193H260ZM261 194V195H262ZM229 194H227V196H228ZM251 195L249 196V197H251ZM253 195H254V193H253ZM227 196L226 197H224L225 198V200L227 199L228 201L230 200L229 198H230V196L231 195H229V198H227ZM240 195H238V197H239ZM263 196H264V194H263ZM174 197H177V196H174ZM237 197V195H236V198H238ZM245 197V200H247L248 199V197L246 198V196H244ZM233 198H234V196H233ZM235 200V199H234ZM233 199H232V201H234ZM239 200V199H238ZM237 200V201H238ZM231 201V200H230ZM230 201L229 202H227L228 204L230 203ZM231 201V202H232ZM236 201V200H235ZM225 203H226V201H225ZM227 203L225 204L226 206H228L227 205ZM235 203V202H234ZM236 203H238V202H236ZM240 204V203H239ZM239 204H234V206H239ZM233 204H229V206H232ZM100 206H102V204H100ZM99 206V208H101ZM88 208V207H87ZM90 208V207H89ZM246 207L243 205H240L239 206V208H238V213H236V214H231V215H229L228 217H227V219L223 222V224L224 225H222V227L224 228V231L223 232H214L213 234H212V236H211V238H212V244L211 245H209L208 246V248H207V254L208 255H201V256H193V257H191V255L192 254H194V253H192V252H194L195 250H198V246L200 245V244H202V241H203V239L205 238V235H204V231L202 230V228H203V224H204V222H205V218H201V219H198V220H196V223H193V226H190V225H188V224H186V241L183 239V237H182V235H180V234H182V232H181V230L180 229H177V227H176V225L174 224V223H172V222H167V221H163L162 223H161V221H160V223L161 224H159V222H157V225H156V228L154 229V238H152V236H150V234H151V226L149 225H146V226H144L145 228H144V232L142 231V233L140 232V230H143V229H139V230H137V232H136V229H138L137 227L135 228V226L131 229V226L130 227H128V229H126L125 230V226H126V228H127V226L128 225H123V228L122 229H124L127 233H129V231L128 230H130V233H132V232H134L135 234H130L131 236L130 237H133V239H135L134 237H136V236H134V235H137V237H136V239H138L139 238V240H140V242L141 243H143L144 244V247L145 248H149L150 246H152L153 248H154V250H158V253L161 255V254H164V256H166V254L167 255H170V254H173V255H180V256H182V255H186V263H179V262H177L176 263V261H172V260H170L169 262V264H231V263H235V262H237V260H238V254L240 253V252H242V250H244L246 247H245V245L246 244H248V243H254V242H262V241H264V233H257L256 231H252V230H250V229H242V227H240L239 225H240V223L242 222L241 220H243V218H244V220L246 219V217L248 216V215H250V212L248 213V212H246ZM90 210V209H89ZM88 210V211H89ZM92 210H94V207H93V209ZM243 210V211H242ZM121 211V210H120ZM167 211H169V210H167V208H166V210L164 211V214L163 215H165L166 213H168ZM90 212H91V210L88 212V214L89 215H85L84 216V221H83V225L84 224H86V225H84V226H88V227H92V229L95 231V233H97V231H98V228H99V226L97 225V221L94 219V222H93V218H94V216L93 215H96L95 214V212H94V214L92 213L91 215H90ZM167 215V214H166ZM165 215V216H166ZM97 216V215H96ZM95 216V218H97L98 219V217H96ZM164 216V217H165ZM246 216V217H245ZM96 221V222H95ZM165 223V226L164 225H162V224H164ZM81 224V223H80ZM82 225V226H83ZM160 225V226H159ZM161 225H162V227H161ZM81 226V225H80ZM79 226V227H80ZM189 226V227H188ZM235 226V227H234ZM239 226V227H238ZM150 227V228H149ZM161 227V228H160ZM229 227V228H228ZM147 228H149V229H147ZM192 228V229H191ZM194 228V229H193ZM211 228H212V226H211ZM228 228V229H227ZM80 229H81V227H80ZM80 229H78V231L80 230ZM121 229V231H120V233L123 231ZM133 229H135V231L133 230ZM145 229H147V230H145ZM198 229H200V232H199V230ZM227 229V230H226ZM148 230H150V231H148ZM180 230V231H179ZM77 231V232H78ZM125 231H123L121 234H119V236L121 237V235H122V239L123 240H132L130 237H129V234H127ZM147 231V232H146ZM178 231V232H177ZM191 231V232H190ZM194 231V232H193ZM64 232V233H63ZM63 232H62V234H61V239L60 240H63V236H68V234H67V232H65V230H63ZM125 232V233H124ZM175 232V233H174ZM80 233H83V232H80ZM80 233L78 232L77 233V236H78V234L80 235ZM147 233V234H146ZM170 233H171V235H170ZM174 233V234H173ZM202 233V234H201ZM125 234H126V236H125ZM201 234V235H200ZM204 235V236H203ZM128 236V237H127ZM141 238H140V237ZM157 236V237H156ZM161 236V237H160ZM79 237V236H78ZM124 237V238H123ZM128 238V239H127ZM146 238V239H145ZM182 238V239H181ZM157 239H158V242H157ZM180 239V240H179ZM142 240V241H141ZM144 240H145V242H144ZM162 240V241H161ZM174 240H176V241H174ZM149 241V242H148ZM173 241V242H172ZM15 241H12V245H13V247H12V252H15V251H13L14 249L16 250L17 249V252H18V250H19V252L17 253V255L16 256H18V261L20 260H24V261H26V262H28V259H29V256L31 257L30 259H29V262L31 263V259H32V255L34 254L35 255V253H34V250L32 251V247L31 246H29V245H24V247H22V248H24L23 250H21L22 248L21 247H19V245H16V243H14ZM161 242V243H160ZM163 242V243H162ZM14 243V244H13ZM57 243H58V240H57ZM59 243H60V241H59ZM62 244L60 243L59 244V246H58V244L57 245H55V246H50V255H51V257H53V262H54V264H68V263H65L64 262V259H63V257H64V252H63V250H62V246H61ZM186 245H188V247L186 246ZM195 245V246H194ZM162 246V247H161ZM194 246V247H193ZM30 247V248H29ZM164 247V248H163ZM195 248V249H193V248ZM19 248V249H18ZM21 248V249H20ZM182 248V249H181ZM160 249V250H159ZM191 249H192V251H191ZM191 251V252H190ZM163 252V253H162ZM32 253V254H31ZM52 253V254H51ZM98 253L99 252H97L96 253V251H94V252H87V253H85V255H81V253H76L77 255V259L75 258V257H73L72 256V260H73V262H74V260H75V264H76V262L78 263V264H84V262H85V264H97L98 262V264H102V262H103V260L101 259V262H100V258H102V256H101V254L100 255H98ZM178 253V254H177ZM22 254V255H21ZM79 254H80V256H79ZM95 254H97V255H95ZM7 255H10V252H8V254ZM34 255H33V257H34ZM104 255H105V257L107 256V254H105L104 253ZM75 256V255H74ZM93 258H92V257ZM95 256V257H94ZM99 256H100V258H99ZM28 257V258H27ZM85 257H87V258H85ZM23 258V259H22ZM59 258V259H58ZM75 258V259H74ZM84 258H85V260H84ZM27 259V260H26ZM52 259V258H51ZM61 259V260H60ZM99 259V260H98ZM19 261V262H20ZM52 261V260H51ZM63 261V262H62ZM88 261V262H87ZM28 262V263H29ZM52 262V263H53ZM58 262H60V263H58ZM94 262V263H93ZM27 263V264H28Z\"/></svg>", "mask_w": 264, "mask_h": 264}]
</instances>
